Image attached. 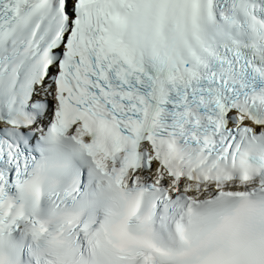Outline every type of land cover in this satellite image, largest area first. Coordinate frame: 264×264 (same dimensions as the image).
Returning a JSON list of instances; mask_svg holds the SVG:
<instances>
[{
    "label": "snow or ice",
    "instance_id": "6c2138e0",
    "mask_svg": "<svg viewBox=\"0 0 264 264\" xmlns=\"http://www.w3.org/2000/svg\"><path fill=\"white\" fill-rule=\"evenodd\" d=\"M0 264H264V0H0Z\"/></svg>",
    "mask_w": 264,
    "mask_h": 264
}]
</instances>
